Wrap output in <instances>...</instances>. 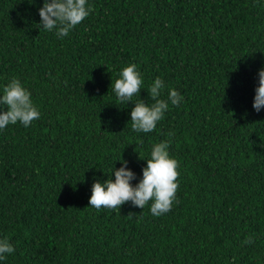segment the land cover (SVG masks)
<instances>
[{"label": "trees", "instance_id": "16d2710c", "mask_svg": "<svg viewBox=\"0 0 264 264\" xmlns=\"http://www.w3.org/2000/svg\"><path fill=\"white\" fill-rule=\"evenodd\" d=\"M43 2L0 0V97L17 78L41 113L0 130V239L15 249L0 264H264V0H87L63 39L40 26ZM129 64L144 84L121 103L113 86ZM157 77L160 99L175 89L183 102L134 132ZM169 139L171 211L90 207L94 182L126 161L136 186Z\"/></svg>", "mask_w": 264, "mask_h": 264}, {"label": "clouds", "instance_id": "9594fccd", "mask_svg": "<svg viewBox=\"0 0 264 264\" xmlns=\"http://www.w3.org/2000/svg\"><path fill=\"white\" fill-rule=\"evenodd\" d=\"M91 11L93 9L87 5V0H44L43 7L39 10L40 26L46 31L55 29L57 37L63 39L88 17ZM143 84V77L137 65L129 64L119 73L113 90L121 103H128L134 95H140ZM164 87V81L157 77L147 91L152 103L146 104L141 99L135 103L130 113L134 132L154 131L168 111L169 101L173 106H179L183 102L184 98L175 89L169 90L166 100L160 99ZM0 104L6 106V110L0 111V130L17 122L27 128L41 116L31 99V93L17 78H13L3 88ZM253 108L257 113L264 108V69L258 73V87L255 89ZM168 135L172 137L174 133ZM170 143L169 139L153 146L151 158L146 161V167L142 170V179L136 186L131 183L136 179V175L128 170L126 161L122 162L121 168L114 169L112 173L115 176L114 182L112 179L103 183L94 182L89 200L90 207L97 210L101 207L114 209L131 202L133 206L143 209L149 201H152L150 211L154 216L159 217L171 211L179 188L177 180L180 175L178 171L180 165L169 155ZM252 243H254L252 236L246 237L243 241L244 245ZM14 251L7 237L0 239V260L6 259V254H12Z\"/></svg>", "mask_w": 264, "mask_h": 264}]
</instances>
